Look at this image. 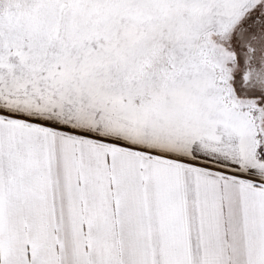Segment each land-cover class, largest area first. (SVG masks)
<instances>
[{"label":"snow or ice","instance_id":"1","mask_svg":"<svg viewBox=\"0 0 264 264\" xmlns=\"http://www.w3.org/2000/svg\"><path fill=\"white\" fill-rule=\"evenodd\" d=\"M0 264H264V0H0Z\"/></svg>","mask_w":264,"mask_h":264}]
</instances>
